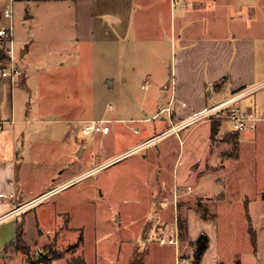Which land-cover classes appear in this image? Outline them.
Instances as JSON below:
<instances>
[{
	"label": "rangeland",
	"instance_id": "obj_1",
	"mask_svg": "<svg viewBox=\"0 0 264 264\" xmlns=\"http://www.w3.org/2000/svg\"><path fill=\"white\" fill-rule=\"evenodd\" d=\"M166 24L169 28L170 23ZM259 25L262 27L263 23ZM18 33L14 59L21 63L19 48L25 34L22 25ZM152 35L154 30L144 32L139 52L132 45L130 53L111 55V51L101 47L91 58L83 59L74 51L47 55L32 49L26 58L30 63L28 70L65 62L63 67L52 69L61 83L58 89L71 93L73 99L59 106L58 110L64 112L60 115L106 118L112 131L90 136L81 133L86 150L82 158H75L64 154L67 140L73 138L70 123L20 125L19 193L12 196L3 172L0 188L5 201L29 198L61 170L65 169L67 176L85 171L172 125V118H178L177 103L173 104L174 111L158 112L170 100L169 95L159 91L158 83L163 77L172 81L175 52L161 48L151 52L155 42ZM0 48L5 50L1 43ZM125 77L128 85L122 82ZM108 78H114L115 85L106 81ZM219 95L224 99L233 94L222 91ZM224 114L221 119L212 116L186 126L182 132H172L34 206L20 205L19 216L0 223V246L15 237L17 225L22 222L24 243L15 245L19 262L28 259L31 264H51L54 259L72 257L82 231L65 232V238L58 243H43L46 236L55 235L46 231L47 226L55 224L56 212L63 207L77 210L75 222L83 225L85 242L92 247L97 241L105 264H155L156 257H165L163 264H172L173 254L191 264L195 246L189 239V223L190 210L194 209L202 218L218 220L221 257H236L234 263L241 262V257H257L254 248L257 250L258 237L264 257V122L261 129L238 133L231 131L233 123L223 120ZM220 126H224L222 132ZM191 129H195L194 133L181 145L180 137L185 138ZM254 223L261 228L259 236ZM177 232L176 247L160 243V237ZM6 260L15 262L14 258ZM6 260L0 259V264ZM71 260L80 264L83 258Z\"/></svg>",
	"mask_w": 264,
	"mask_h": 264
},
{
	"label": "crops",
	"instance_id": "obj_2",
	"mask_svg": "<svg viewBox=\"0 0 264 264\" xmlns=\"http://www.w3.org/2000/svg\"><path fill=\"white\" fill-rule=\"evenodd\" d=\"M174 1L0 0V25L11 23L14 25L13 45L14 42L16 44L20 25L25 31L23 37L20 36L23 39L19 48L21 63L17 62L23 75L17 81L0 76V120L4 121L0 129V178L4 172L7 181L10 182L12 196L19 193L20 187L19 160L22 157L18 137L20 125L47 126L53 122L70 123L73 126L71 133L73 138L72 141L66 139L68 149L67 151L65 149L64 154L82 158L86 145L79 132L81 124L77 123L96 119H80L73 113L68 117L60 115L64 112L58 110L59 106L73 99L71 93L58 89L61 83L58 77L53 75L52 69L63 67L65 62L59 61L55 65L48 63L45 67L28 70L30 63L26 58L33 48L36 52L47 55H61L74 51L81 59L84 56L91 58L101 47L111 51V55L130 53L132 45L135 46L136 52H139L140 41L145 39L144 32L154 30L155 35L150 37L155 41L152 43L151 52L158 51V48L175 52L172 81L168 77H163L158 83L159 91L169 95L170 100L158 112L174 111L173 104L177 103L178 115L177 119L172 118V125L169 128L116 155H111L96 166L77 174L72 172L70 176L64 174L65 169L61 170L57 176L51 177L50 182L42 188L44 190L32 192L29 198L17 199L16 202L5 201L4 191L0 188V223L7 218L19 216L17 212L21 209L20 205L28 203L27 206H34L37 202L73 186L84 176L152 144L169 133L182 132L186 126L191 125L185 123L188 119L229 98L226 96L224 99L220 98L219 94L222 91L228 95L256 86L252 93L242 99V105L254 112L257 117L256 128H262L264 0H176V4ZM9 6L13 7V19L4 16V10ZM166 22L170 23L169 28ZM260 22L263 23L262 27L259 25ZM110 79L111 85H115L114 78H108L106 81L109 82ZM122 82L125 85L129 84L126 77ZM249 96H253L252 99L244 102ZM220 127L219 130L222 132L224 126ZM194 130L188 131L185 138L180 137L181 145L190 134L192 136ZM111 131L110 127L108 133ZM231 131L241 133L234 128ZM76 211L73 208L69 210L62 207L56 212L55 224L47 226L46 231H53L55 235L46 236L43 241L45 244L58 243L61 238H65V232L82 231L78 236L80 244L70 255L72 257L54 259L51 264H69L74 257H82L86 264L94 262L105 264L102 248H99L97 241L92 247L85 242L83 225L75 222ZM190 213L189 239L195 241L202 234L209 237V246L200 264H226L228 261L230 264H264L259 237L257 250L254 248L257 257H241V262L234 263L236 257H232L233 259L221 257L219 252L218 220L202 218L194 209L190 210ZM205 222L208 223L206 226H199V223ZM63 226L64 232L61 229ZM255 228L258 236L261 235L259 224H255ZM16 237L17 233L11 241L0 246V259L19 260L16 246L10 244ZM11 247L14 250H10ZM164 259L165 257H156L154 262L163 264ZM177 259L178 257L173 254L172 264H175ZM5 264L11 262L6 260Z\"/></svg>",
	"mask_w": 264,
	"mask_h": 264
},
{
	"label": "built area",
	"instance_id": "obj_3",
	"mask_svg": "<svg viewBox=\"0 0 264 264\" xmlns=\"http://www.w3.org/2000/svg\"><path fill=\"white\" fill-rule=\"evenodd\" d=\"M176 4L177 1L175 0ZM4 16L10 19H13V7L9 6L4 10ZM13 36H14V25H0V43L4 45L6 53L10 56V61L6 66L0 68V76L10 77L14 81L19 80L23 75V71L19 68L17 62L14 59L15 51L13 45ZM256 89V86L241 89L238 92L234 93L228 99L221 101L206 110L202 113L188 119L185 123L192 124L199 120L210 118L215 116L217 119H221L222 113L224 112V119H228L233 123V128L236 131H242L246 129L254 130L256 128L257 117L254 112L242 106L240 101L252 93ZM106 118L90 119L82 122L79 132L83 133L86 136H90L95 133H108L110 131V125L108 124ZM4 121L0 120V129L3 127ZM160 243L163 245L167 244H179V233L172 234L170 236L160 237ZM13 264H31L28 259H22L20 262L16 258ZM177 264H190L186 258L178 257Z\"/></svg>",
	"mask_w": 264,
	"mask_h": 264
},
{
	"label": "trees",
	"instance_id": "obj_4",
	"mask_svg": "<svg viewBox=\"0 0 264 264\" xmlns=\"http://www.w3.org/2000/svg\"><path fill=\"white\" fill-rule=\"evenodd\" d=\"M9 61L10 57L6 54V50L0 48V68L6 66ZM216 131V126H213V132ZM24 232L25 230L23 223H18L16 240L12 241L10 244L18 246L19 244L24 243ZM252 232H255L253 228ZM193 244L195 246V250L191 264H200L201 259L209 246V237L206 234H202L197 240L194 241ZM75 260H71L69 264H76ZM80 264H86L85 260H82Z\"/></svg>",
	"mask_w": 264,
	"mask_h": 264
},
{
	"label": "water",
	"instance_id": "obj_5",
	"mask_svg": "<svg viewBox=\"0 0 264 264\" xmlns=\"http://www.w3.org/2000/svg\"><path fill=\"white\" fill-rule=\"evenodd\" d=\"M109 82L111 83V79L109 80ZM81 151V150H80ZM46 258H50L49 256H47L46 254H43Z\"/></svg>",
	"mask_w": 264,
	"mask_h": 264
},
{
	"label": "bare ground",
	"instance_id": "obj_6",
	"mask_svg": "<svg viewBox=\"0 0 264 264\" xmlns=\"http://www.w3.org/2000/svg\"><path fill=\"white\" fill-rule=\"evenodd\" d=\"M170 134V133H169Z\"/></svg>",
	"mask_w": 264,
	"mask_h": 264
}]
</instances>
